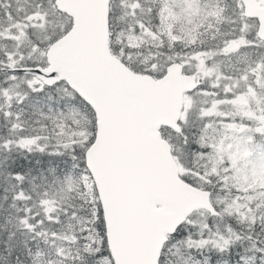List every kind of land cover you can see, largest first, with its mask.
Segmentation results:
<instances>
[{"label":"snow or ice","instance_id":"snow-or-ice-1","mask_svg":"<svg viewBox=\"0 0 264 264\" xmlns=\"http://www.w3.org/2000/svg\"><path fill=\"white\" fill-rule=\"evenodd\" d=\"M0 264H264V0H0Z\"/></svg>","mask_w":264,"mask_h":264}]
</instances>
